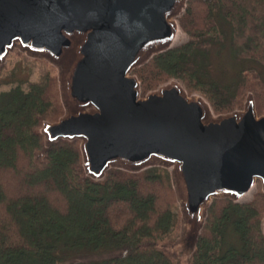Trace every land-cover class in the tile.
Returning <instances> with one entry per match:
<instances>
[{
	"label": "trees",
	"instance_id": "1",
	"mask_svg": "<svg viewBox=\"0 0 264 264\" xmlns=\"http://www.w3.org/2000/svg\"><path fill=\"white\" fill-rule=\"evenodd\" d=\"M178 20L187 40L133 71L142 94L178 79L220 112L250 91L264 110V0H188ZM226 47L237 67L221 78L212 55ZM63 113L50 72L0 93V264H264L260 181L250 200L212 201L185 263L172 253L180 212L169 170L91 178L79 139L45 145L43 122Z\"/></svg>",
	"mask_w": 264,
	"mask_h": 264
},
{
	"label": "water",
	"instance_id": "2",
	"mask_svg": "<svg viewBox=\"0 0 264 264\" xmlns=\"http://www.w3.org/2000/svg\"><path fill=\"white\" fill-rule=\"evenodd\" d=\"M187 2L0 0V65L19 49L59 68L65 112L40 131L46 146L79 139L91 178L169 168L177 246L192 254L214 198L240 202L257 181L264 191V112L250 91L243 108L215 115L177 79L142 94L133 71L174 46Z\"/></svg>",
	"mask_w": 264,
	"mask_h": 264
},
{
	"label": "rangeland",
	"instance_id": "3",
	"mask_svg": "<svg viewBox=\"0 0 264 264\" xmlns=\"http://www.w3.org/2000/svg\"><path fill=\"white\" fill-rule=\"evenodd\" d=\"M183 12H182V14H183ZM180 16L177 17V20L179 19ZM178 23H179V20H178ZM187 38H188L187 33L185 31H183L182 28L180 27V29L177 33V38L174 40L173 45L175 46V45L181 44V43L185 42L187 40ZM212 57H213V60L217 66L216 72L220 73L219 75L222 76L221 78L232 77V75L234 74V72L236 70V67H237L236 64L237 63H235V61L233 60L232 53L230 52L229 47L222 48V50H220V51L215 50ZM1 67H4V68H1ZM0 69H2V70H0V93L2 91L8 90L12 86L18 85V84H21V86L23 88H26L30 81H38L41 78H43L44 76H46L47 72L52 73L53 75H55L57 77V86H58L59 97H60L61 104L63 105V102L61 99V94H60V88H59V79H58L59 68L56 65H54L53 63H51L50 61L43 59V58H36V57L29 56L25 52L20 51L19 49H15L13 52H11L9 54L7 61L3 65H0ZM164 83H166V82H164ZM183 86H184V84H183ZM186 90L189 94L196 93V94H201L203 97H205L199 91H196V90L195 91H188L187 88H186ZM247 94H246V97H247ZM244 97L242 100L243 106H244V102L246 100V97L245 98ZM206 99L208 100V98H206ZM208 102L210 103L209 100H208ZM242 103L240 105V108H235V109L243 108ZM210 105H211V103H210ZM211 108H212L213 112L215 113V115L230 112V111L220 112V110L215 109V107H213L212 105H211ZM63 109L65 112L64 105H63ZM231 111H233V110H231ZM257 112H258V114H262L264 112V110L257 108ZM153 166H161V165H153ZM165 168H167V167H165ZM167 169L169 170L170 175H171L170 169L169 168H167ZM171 182H172L173 189L175 191L174 184L172 181V176H171ZM258 187L260 188L259 182H257L254 185V187H253L254 189L251 192H248L245 196H243L240 199V202H244V201L252 199V197H253L254 193L257 191ZM261 189H262V187H261ZM175 195H176V192H175ZM214 199H224V198H214ZM176 202L178 205V210L180 212L179 202L177 200V197H176ZM180 217H181V212H180ZM263 219H264V217H263ZM261 227L263 230V220H262ZM263 232H264V230H263ZM178 237L179 236H177L175 239V247L172 249V253L174 254V257L176 259H178L180 261H184L186 263L188 261V259H190L191 254H189V252L186 250H181V246H177Z\"/></svg>",
	"mask_w": 264,
	"mask_h": 264
},
{
	"label": "bare ground",
	"instance_id": "4",
	"mask_svg": "<svg viewBox=\"0 0 264 264\" xmlns=\"http://www.w3.org/2000/svg\"><path fill=\"white\" fill-rule=\"evenodd\" d=\"M176 38H177V35H176ZM176 38H175V39H176ZM253 187H254V186H253ZM253 187L250 189V191H249V192H251V191L254 189Z\"/></svg>",
	"mask_w": 264,
	"mask_h": 264
}]
</instances>
